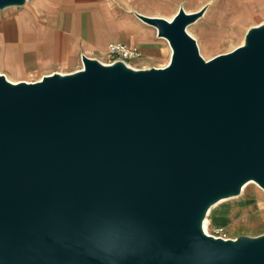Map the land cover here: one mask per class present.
Wrapping results in <instances>:
<instances>
[{"label": "water", "instance_id": "95a60500", "mask_svg": "<svg viewBox=\"0 0 264 264\" xmlns=\"http://www.w3.org/2000/svg\"><path fill=\"white\" fill-rule=\"evenodd\" d=\"M200 15H140L172 48L164 67L0 73V264H264V234L203 229L216 202L264 189V23L205 59Z\"/></svg>", "mask_w": 264, "mask_h": 264}, {"label": "crops", "instance_id": "0c3cea01", "mask_svg": "<svg viewBox=\"0 0 264 264\" xmlns=\"http://www.w3.org/2000/svg\"><path fill=\"white\" fill-rule=\"evenodd\" d=\"M29 5L15 16L12 40L0 33V73L12 82H34L47 75L29 80L24 75L31 68L77 71L83 67V55L105 52L113 42L138 48L145 59L165 54L168 64L170 44L140 15L172 21L181 8L187 14L200 13L187 28L201 51L227 47L232 51L244 43L248 30L264 23V0H30ZM257 189L244 197L241 207L232 211L227 207L215 218L224 217L230 226L238 213L236 223L243 227L264 221V190Z\"/></svg>", "mask_w": 264, "mask_h": 264}, {"label": "rangeland", "instance_id": "374dc122", "mask_svg": "<svg viewBox=\"0 0 264 264\" xmlns=\"http://www.w3.org/2000/svg\"><path fill=\"white\" fill-rule=\"evenodd\" d=\"M29 2L30 0L21 6H9L4 9H0V33L6 34L7 40H12L15 37V34H16V25L14 23V20L16 18L15 16L19 12L20 9L30 7ZM199 50H200V53L205 57V59H210L214 55L226 53L230 51L231 47L214 49V50L202 49V51L199 48ZM91 56L93 58L100 60L101 62L105 64L113 63L116 59H118L117 56H114L109 52V49L105 52H95ZM124 59L129 65H131L135 69H147V68H152V67L165 66L169 60V57L165 54H162L160 58H157V59H145L143 58V56L134 57V58L126 57ZM67 70L68 69H63V68H58V67L50 68V69L31 68L26 72L24 76L29 80H35V79L40 78L43 74H48V73L52 74L55 72H64ZM1 71L9 73L7 70L3 68L1 69ZM15 83L17 84L18 82H15ZM253 188H259V187L255 183L254 184L251 183L250 186L247 188V190L245 189L244 192L242 191L243 193H241L240 195L225 198V200H220L211 206V208L208 211L209 214H207L209 215V219L207 222V229L209 231V234H212V235L213 234L214 235L225 234L227 235L228 238H235V239L243 235L255 237V236L264 234V221L254 220L252 221L251 224H248L247 226L243 227V225L237 224L240 219L238 218L240 216L238 213L236 214V217L234 218V220L231 221L230 226L227 225L228 220H226L224 217H221L220 215H218L219 217L217 216V218H215L216 214H219L221 210H224L227 207H230L231 211L233 209H237L241 207L240 202L245 200L244 197L252 196V194H254ZM257 190L259 191L261 189L259 188ZM260 199L261 201H263L262 198ZM261 208L264 210V204L261 206ZM218 228H222L223 231H220V232L217 231Z\"/></svg>", "mask_w": 264, "mask_h": 264}, {"label": "built area", "instance_id": "2783aa9c", "mask_svg": "<svg viewBox=\"0 0 264 264\" xmlns=\"http://www.w3.org/2000/svg\"><path fill=\"white\" fill-rule=\"evenodd\" d=\"M108 49H109V52L112 55L118 57V59H116L115 61L121 60L126 65H128V64L126 63L124 58H126V57L134 58V57L142 56V52L138 48H131V47L127 46L126 44L122 43V42H113V43H111L109 45ZM129 67H131V66H129ZM217 231L220 232V231H223V230H222V228H218ZM213 236H215L216 238L222 237L224 239H228L227 235H225V234H221V235H214L213 234Z\"/></svg>", "mask_w": 264, "mask_h": 264}, {"label": "bare ground", "instance_id": "6f19581e", "mask_svg": "<svg viewBox=\"0 0 264 264\" xmlns=\"http://www.w3.org/2000/svg\"><path fill=\"white\" fill-rule=\"evenodd\" d=\"M190 27V26H189ZM188 27V28H189ZM188 28H187V30H188ZM189 30H190V28H189ZM163 39H165L167 42H168V40L166 39V38H163ZM168 44H169V42H168ZM107 50H108V48H107ZM106 50V51H107ZM127 63V62H126ZM128 64V63H127ZM129 65V64H128ZM129 66H131V65H129ZM132 67V66H131ZM61 73H63V72H61ZM43 80V79H42ZM42 80H40V81H42ZM28 82V81H27ZM15 83V82H14ZM256 184L261 190H264L257 182H255V181H249L248 183H246L244 186H243V190L248 186V185H250V184ZM245 191V190H244ZM222 200H225V199H222ZM209 214V213H208ZM208 219H209V215H207L206 216V218H205V220H204V222H203V229H204V231L207 233V234H209V231H208V229H207V222H208ZM209 235H212V234H209Z\"/></svg>", "mask_w": 264, "mask_h": 264}]
</instances>
